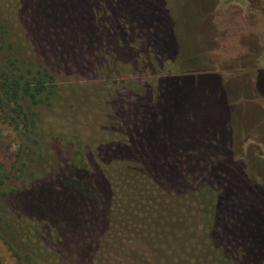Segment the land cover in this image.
Masks as SVG:
<instances>
[{"label":"trees","instance_id":"1","mask_svg":"<svg viewBox=\"0 0 264 264\" xmlns=\"http://www.w3.org/2000/svg\"><path fill=\"white\" fill-rule=\"evenodd\" d=\"M172 6L0 0V126L11 136L8 149L0 141V264H153L158 251L174 259L162 235H180L167 224L196 213L204 238L183 246L196 258L175 264H264V186L234 159L235 122L217 101L228 81L204 68L208 46L200 58L178 54ZM251 52L264 97V48ZM197 75L207 78L194 91L187 82ZM98 80L117 86L99 121L75 88ZM64 81L79 153L19 182L39 145L36 108Z\"/></svg>","mask_w":264,"mask_h":264},{"label":"rangeland","instance_id":"2","mask_svg":"<svg viewBox=\"0 0 264 264\" xmlns=\"http://www.w3.org/2000/svg\"><path fill=\"white\" fill-rule=\"evenodd\" d=\"M180 1L183 4L179 3ZM167 2L168 5H173L177 17L178 54L200 58L198 53L206 50L208 46L209 53L206 51V55L208 54L209 62L204 68L223 75L225 81H228L225 95L227 99L222 95L217 101L222 116H232L235 122L232 146L234 159L243 163L249 179L264 186V97L254 89L255 70L247 56L252 53L251 51L257 52L264 48V0H167ZM206 78L201 75L192 76L191 82L187 83L197 86L194 91L198 88L201 90L200 84ZM186 80L188 79H182L184 82ZM70 84L68 81L61 82L53 100L36 108L39 145L24 156L25 168L19 182L32 181L50 171L62 158H73L79 153L77 150L80 149V136L73 127L66 97ZM80 85L75 88L81 91L82 95H79L83 104L87 101L85 103L87 107L92 102L96 109V112L91 111L94 114L93 118L99 121L98 114L108 108L107 95L109 92L115 93L117 86L101 80L82 81ZM226 101L231 105L229 112ZM169 106H172V102ZM79 124L86 125V122L82 121ZM242 127H245L246 131L251 129L249 136L240 130ZM0 141L4 150L11 145L10 132L4 126H0ZM201 221V214L196 213L190 223L185 222L186 224L180 226L168 223L167 231L178 233L180 236L173 237L166 233L162 235L161 232L160 235L163 241H166V236L171 239L177 253L175 250L171 252L178 255L171 259V253L164 255L158 251L152 257L153 264H160L155 260L157 257L158 259L162 257L164 264H175L177 260L183 263L185 257H190V254L195 257L191 247L184 250L183 246L189 239H195L196 245L203 240ZM182 233H186L184 238L181 236ZM201 260L206 258L201 257Z\"/></svg>","mask_w":264,"mask_h":264}]
</instances>
